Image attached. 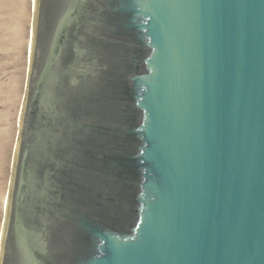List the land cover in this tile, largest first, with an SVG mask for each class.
<instances>
[{"label":"water","instance_id":"obj_1","mask_svg":"<svg viewBox=\"0 0 264 264\" xmlns=\"http://www.w3.org/2000/svg\"><path fill=\"white\" fill-rule=\"evenodd\" d=\"M0 264H264V0H36Z\"/></svg>","mask_w":264,"mask_h":264},{"label":"rangeland","instance_id":"obj_2","mask_svg":"<svg viewBox=\"0 0 264 264\" xmlns=\"http://www.w3.org/2000/svg\"><path fill=\"white\" fill-rule=\"evenodd\" d=\"M36 0H0V244L31 59Z\"/></svg>","mask_w":264,"mask_h":264},{"label":"bare ground","instance_id":"obj_3","mask_svg":"<svg viewBox=\"0 0 264 264\" xmlns=\"http://www.w3.org/2000/svg\"><path fill=\"white\" fill-rule=\"evenodd\" d=\"M35 7H36V6H35ZM33 28H34V26H33ZM32 38H33V30H32ZM31 44L33 45V41H32ZM32 45H31V52H32Z\"/></svg>","mask_w":264,"mask_h":264}]
</instances>
